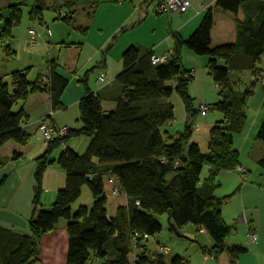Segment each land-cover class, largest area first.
I'll return each instance as SVG.
<instances>
[{
    "label": "trees",
    "instance_id": "16d2710c",
    "mask_svg": "<svg viewBox=\"0 0 264 264\" xmlns=\"http://www.w3.org/2000/svg\"><path fill=\"white\" fill-rule=\"evenodd\" d=\"M47 3V0H36L29 14L33 22L43 23L44 13L50 9ZM101 3L102 0H65L55 11L64 10L59 20L85 36ZM216 8L235 17L237 43L211 49L214 16L210 9L190 38L178 42L175 55L165 64H154L153 52L128 48L122 57L123 71L116 79L122 94L114 111L105 113L101 99L89 90L87 78L82 80L86 91L79 103L83 128H68L67 134L60 137L61 128L48 126L54 131L55 138L49 141L46 153L37 158L30 235L0 226V264L38 262L42 237L54 231L62 220L67 222L69 239L67 264H89L93 257L105 261L102 264H189L180 256L168 259L165 255L170 250L159 242L155 245L163 256L149 251L150 239L163 232L164 227L158 220L161 216L169 217V230L179 237L190 225L197 227L200 234L207 233L213 246L199 245L207 258L217 260L226 253L230 264H237L239 258L248 253L243 246L228 245L236 228L224 221L222 211L231 197L217 199L214 192L218 188L215 181L220 172L242 168L240 155L234 147V135L244 129L247 104L254 94L255 84L242 93L236 90L231 73L261 74L257 66L264 56V2L216 0ZM22 18L20 5L12 4L0 33L2 42L10 41ZM2 21L0 16V23ZM183 48L197 56L209 57V75L218 87L220 100L208 108L209 112L221 113L223 120L211 128L205 153L191 142L199 111L193 109V100L188 93L193 74L181 66ZM7 52L12 54L9 47ZM238 53L245 61L236 59ZM219 61H225L227 66H219ZM49 65L46 85L40 82L41 77L31 82L30 69L7 75L10 82L0 77V168L5 164L1 155L5 145L15 143L25 147L30 139L24 129L29 118L23 109L15 112L16 105L41 92L50 94L55 112L63 109L61 98L69 82L57 73L54 61ZM263 76L264 73L260 81ZM175 93L180 95L189 114L186 130L178 137L162 131L174 121V106L170 100ZM80 137L90 140L86 151L81 155L68 148L61 152L56 162L65 173V186L58 191L50 209L38 210L44 172L54 163L50 161V155ZM256 139L264 143V119ZM20 158L21 155L14 154V160ZM259 166L264 169V156ZM205 168L210 169L209 175L202 180ZM105 175H109V184L112 178L118 182L110 184L111 194L114 196L113 190L117 186L120 196L124 194L128 199L127 206L120 207L113 217L108 215ZM3 184L4 181L0 188ZM84 188L90 190L93 206L90 209L79 206L75 210L74 205L82 197ZM250 235L256 237L249 231V240ZM110 253L113 257L108 258Z\"/></svg>",
    "mask_w": 264,
    "mask_h": 264
},
{
    "label": "crops",
    "instance_id": "0c3cea01",
    "mask_svg": "<svg viewBox=\"0 0 264 264\" xmlns=\"http://www.w3.org/2000/svg\"><path fill=\"white\" fill-rule=\"evenodd\" d=\"M7 1V8H9L12 4L21 6L24 0ZM185 1L189 5L182 13L158 14L157 16L154 14L153 6L156 4L157 13L158 0H125L122 2L102 0L93 17L95 23L97 21L102 23L98 26L97 33L94 34L90 28L85 36H82L81 33L74 34V41L71 40L68 44L63 45L73 58L67 71L53 59H49L46 66L37 71L34 82L41 75L49 74V63L54 61L57 65V73L69 84L61 98L63 109L60 111L53 110L50 94L41 92L30 95L25 103L16 105V110L14 108L15 112L23 109L28 116V124L24 129L30 139L25 147L9 143L1 151L5 161L4 166L0 168V183L4 181L0 188L1 227L22 235H30L29 221L34 214L37 158L46 153L49 146V142L45 140L39 126L41 122H45L47 126L59 129L67 127L79 130L83 128L79 110V103L86 94L82 83L83 79L87 78L89 90L101 99L104 112L114 111L122 94V89L116 83V79L124 68L123 53L130 47H137L143 53L153 52L158 57L167 56L172 59L176 53L178 42L190 38L210 9L214 16L211 49L237 43L236 19L231 13L216 8V0ZM259 1L264 2V0ZM35 4L36 0H33V6ZM58 13L63 14V11L60 10ZM31 23L35 27L34 24L38 22L31 20ZM34 27H31L29 31ZM112 29L113 31H111ZM105 30H109L110 33ZM236 59L241 62L245 61V58L239 53ZM180 62L185 71L193 74L190 94L195 96L196 102L200 105L199 113L195 119L199 127L194 134L200 132L202 121L209 123L211 129L217 122L223 120V115L213 114L214 116L210 119L209 114L212 111L205 115L201 114L203 106L211 107L212 104L215 105L220 100L218 87L209 75V57L197 56L183 48L180 52ZM218 65L226 67L227 63L219 61ZM257 69L261 74L254 75L250 71L231 73V76L234 74L236 77L233 81L236 90H238L239 82L237 78L244 73H252V84H255L254 94L247 104V121L244 129L240 134L234 135V147L240 155V167L246 171V174L242 175L237 170L223 171L218 174L215 181L218 188L214 192V197L217 199L231 197L228 205L222 211L224 221L236 228L228 240V245L243 246L248 249V253L241 256L237 264H264V169L259 166V161L264 156V143L256 139L264 119V86L259 80L264 73V56ZM102 75H105V80L99 82ZM0 77H3L1 73ZM73 82H77V85L70 89ZM214 94H218L217 98L214 97ZM187 115H189L188 112ZM89 143L88 138H75L64 145L60 151L56 150L50 155V161H54V163L48 166L44 172L43 192L40 195L38 210L50 209L56 201L58 191L65 186V173L60 168H56L58 167L56 161L61 152L68 148L81 155L86 151ZM201 150L205 153L203 148ZM16 153L21 155L18 160H14ZM209 170V168L204 169L202 180L208 178ZM84 191H86L85 188L82 195ZM112 197L115 196L112 195ZM127 204L128 199L125 196V201L111 209L108 215L115 216L117 210L120 207H126ZM79 206L82 204H75L74 209L77 210ZM162 217L167 218L169 223V217ZM187 227H192L195 239L200 236L209 237L207 233L200 234L195 226ZM184 230L181 231L182 235H185ZM249 231L256 234L255 240L248 239ZM161 234L150 239L149 245L160 242ZM68 243L67 222L62 220L54 231L42 237L39 261L34 264H67ZM204 246L211 247V244L206 243ZM156 250L157 248H154L152 252ZM204 260L205 264H230V257L226 253L217 260L207 257Z\"/></svg>",
    "mask_w": 264,
    "mask_h": 264
},
{
    "label": "rangeland",
    "instance_id": "374dc122",
    "mask_svg": "<svg viewBox=\"0 0 264 264\" xmlns=\"http://www.w3.org/2000/svg\"><path fill=\"white\" fill-rule=\"evenodd\" d=\"M64 1L65 0H47V7L50 9H47L44 13V22L42 24H34L36 25L35 27L37 30L42 34L43 40H41L39 45L35 46L34 48L29 46L27 43L29 36L28 31L31 27H34L29 18V12L33 8V0H24L22 2L20 6L23 13L22 23L14 29L10 41L2 42L0 39V73L3 75L6 82H10V78L7 76L8 74L16 71H26L30 68L32 69L29 80L34 82L37 71L42 70L49 62V59H53L59 63L65 71H67V68L70 66L73 58L71 57V54L65 49V47H63V45L68 44L71 40L74 41V34H79V32L59 20V18H61V14H59L58 11H55V9L58 8L57 6L63 5ZM7 3V0H1L0 2V16L3 18V21L0 23V33L4 27V21L8 18ZM153 8L155 11L154 14L158 16L155 10L156 4L153 6ZM79 10L81 11V9ZM63 12L65 13L64 10ZM100 24L102 25V23H98V21L95 23L94 19H92V21L89 23V31L91 28L94 34L97 33L96 31L98 30V26H100ZM104 27L106 28V25H104ZM105 31L110 33L109 30ZM111 31H113V29ZM69 34L72 35L68 36ZM7 47L10 48L12 53L11 55L8 54ZM47 76L48 74H43L41 75V78H47ZM235 78V75L232 74V81H234ZM237 79H239L237 89L240 92L245 93L252 84V73H244ZM76 85L77 82H73L70 85V89L76 87ZM190 87L191 84L188 86V93L190 98L193 100L192 106L195 111H198L200 105L196 102L195 96L190 94ZM217 96L218 94H214L215 98H217ZM170 102L174 106V121L168 123L162 129V131L164 133L168 132L170 135L178 137V135L182 133L184 134L186 130V124L189 121V115H187L186 107L178 93H175ZM213 106L214 105L212 104L211 107ZM213 114H219V112L213 110L209 114L210 119L214 116ZM210 127L211 126L209 123H204L202 121L200 132L191 136V142L196 143L199 147L201 146L200 148H203V151L205 152L208 151L209 147V133L211 131ZM186 148L187 145H185V149ZM61 149L62 147H60L57 151H60ZM56 168H59V166ZM108 179L109 175L103 176V183L106 185L107 209L110 213L111 209H114L117 207V205L125 201V196L122 194L120 198L112 197V187L108 183ZM85 190L86 191H84L80 201L77 204H82V206L88 207L90 209L93 206V197L88 188H85ZM158 220L164 227L159 243L162 247H166L170 250L169 254H166L168 259H172L175 256H180L189 264H205V255L201 251L199 245L204 246L206 243H209L212 246V240L210 237L200 236L195 239V233L193 232L192 227H187L184 230V234L186 236L182 235L179 237L177 234L172 233L169 230L170 226L167 222V218L161 216L158 217ZM154 248H157L155 244L150 246L149 251H152ZM153 254H161V256H163V253L160 252L158 248L155 252L153 251ZM110 257H113V254L110 253L108 258ZM104 262L93 257L89 264H102Z\"/></svg>",
    "mask_w": 264,
    "mask_h": 264
},
{
    "label": "built area",
    "instance_id": "2783aa9c",
    "mask_svg": "<svg viewBox=\"0 0 264 264\" xmlns=\"http://www.w3.org/2000/svg\"><path fill=\"white\" fill-rule=\"evenodd\" d=\"M120 2H122L120 0ZM188 2H186L185 0H158V6H157V13L158 14H161V15H165V14H171V13H182L188 6ZM29 40H28V45L31 46L32 48H34L35 46L39 45V42L43 39V36L42 34L37 30L36 27H34L33 29H31L29 31ZM166 62H168V57L167 56H162V57H158V56H154L153 57V63L154 64H165ZM105 80V75H102L100 78H99V82H103ZM40 82L43 84V85H46L48 80L46 77H43L40 79ZM261 83L263 84L264 86V76L261 80ZM201 112H202V115H205L206 113L209 112V108L208 107H205L203 106L201 108ZM198 125H196L194 127L195 130L198 129ZM39 130L43 133L45 139L49 142V141H53L55 136H54V131L52 129H50L47 125H45L44 122H41L40 126H39ZM68 128L67 127H64V128H61L59 130V133L58 135L60 137H63L67 134L68 132ZM238 171L241 173V174H245L246 171L243 169V168H239ZM117 180L115 178H112L110 180V184H117ZM113 194L114 196L116 197H119L120 196V189L115 186L114 190H113ZM250 240L253 241L255 240V236L253 235H250L249 236Z\"/></svg>",
    "mask_w": 264,
    "mask_h": 264
}]
</instances>
